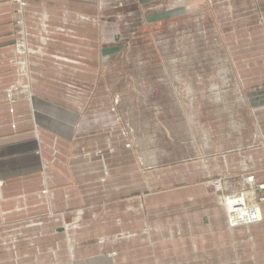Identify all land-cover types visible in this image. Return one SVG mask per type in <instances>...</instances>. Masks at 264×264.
<instances>
[{"label":"crops","instance_id":"crops-1","mask_svg":"<svg viewBox=\"0 0 264 264\" xmlns=\"http://www.w3.org/2000/svg\"><path fill=\"white\" fill-rule=\"evenodd\" d=\"M25 1L21 19L14 0H0V264H264L242 257L246 236L261 247L264 204L262 223L228 229L204 185L146 195L155 182L134 161L114 158L122 131L89 117L108 96L95 77L76 76L96 63L95 13L68 0ZM233 5L260 17L264 0ZM255 180L264 182V171ZM117 250L125 253L103 256Z\"/></svg>","mask_w":264,"mask_h":264},{"label":"rangeland","instance_id":"rangeland-1","mask_svg":"<svg viewBox=\"0 0 264 264\" xmlns=\"http://www.w3.org/2000/svg\"><path fill=\"white\" fill-rule=\"evenodd\" d=\"M68 1L97 18L96 63L76 76L95 77L108 101L89 117L116 122L123 137L113 156L134 161L145 182H155L146 195L204 185L214 196L210 210L221 208L226 218V199L244 198L247 212H256L250 226L262 223L264 182L255 174L264 163L253 162L264 157V84L256 82L264 77V7L258 17L233 0ZM14 3L23 14L26 1ZM23 32L15 20L16 38ZM159 222L167 227L168 217ZM257 241L255 251L246 236L244 259L264 258V239Z\"/></svg>","mask_w":264,"mask_h":264},{"label":"bare ground","instance_id":"bare-ground-1","mask_svg":"<svg viewBox=\"0 0 264 264\" xmlns=\"http://www.w3.org/2000/svg\"><path fill=\"white\" fill-rule=\"evenodd\" d=\"M21 6L23 5L22 4V1H19L18 2ZM23 7V6H22ZM20 13L22 14V12L20 11ZM20 14V15H21ZM19 15V14H17ZM19 15V16H20ZM22 16V15H21ZM19 18V17H18ZM26 51H22V57L26 55L25 53ZM14 64V63H13ZM26 66V65H25ZM38 132V131H37ZM0 186H2V182H0ZM42 195H45L44 193ZM243 196V195H242ZM246 200L244 198H240V200H230V199H226V204L225 205V213H226V221H227V224H228V228L229 229H232L233 227H236L237 226H247L251 223V219L250 217L252 216V214H255L256 212L254 211L252 213V211L250 213L247 212V209H246ZM239 207V209L237 208ZM248 207V206H247ZM237 208V209H236ZM235 229V228H234ZM231 231V230H230ZM57 232V231H56ZM61 232V231H60ZM59 232V233H60ZM59 235V234H58ZM15 243V242H14ZM46 249V248H45ZM39 250V249H38ZM54 250V249H53ZM69 252V251H68ZM20 254V253H19ZM18 255V254H17ZM23 255V254H22ZM18 257V256H16ZM24 257V256H23ZM22 258V257H21ZM29 258V257H28ZM27 258V259H28ZM40 258V257H39ZM26 259V260H27ZM29 259H32V258H29ZM35 259H38V258H35ZM32 261V260H31ZM18 264H25V262H17ZM16 263V264H17Z\"/></svg>","mask_w":264,"mask_h":264}]
</instances>
